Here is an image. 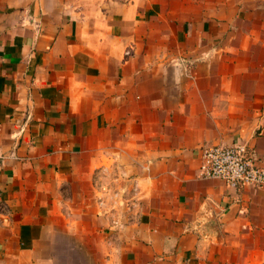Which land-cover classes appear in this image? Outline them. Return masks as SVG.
I'll return each instance as SVG.
<instances>
[{"label":"crops","instance_id":"obj_1","mask_svg":"<svg viewBox=\"0 0 264 264\" xmlns=\"http://www.w3.org/2000/svg\"><path fill=\"white\" fill-rule=\"evenodd\" d=\"M264 0H0V264H264Z\"/></svg>","mask_w":264,"mask_h":264},{"label":"built area","instance_id":"obj_2","mask_svg":"<svg viewBox=\"0 0 264 264\" xmlns=\"http://www.w3.org/2000/svg\"><path fill=\"white\" fill-rule=\"evenodd\" d=\"M199 175L223 179L234 188L264 185V167L243 141L203 146Z\"/></svg>","mask_w":264,"mask_h":264}]
</instances>
